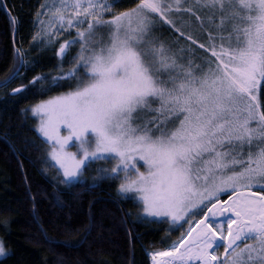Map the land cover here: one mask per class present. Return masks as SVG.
<instances>
[{"label": "snow or ice", "instance_id": "snow-or-ice-1", "mask_svg": "<svg viewBox=\"0 0 264 264\" xmlns=\"http://www.w3.org/2000/svg\"><path fill=\"white\" fill-rule=\"evenodd\" d=\"M116 3L42 0L34 13L32 41L59 43L60 66L29 85L41 92L67 85L31 106L61 184L91 190L119 179L117 192L134 193L141 205L133 223L166 217L183 228L187 221L168 247L151 251L152 264H264V0ZM73 29L75 36L63 38ZM15 52L17 65L0 84L29 63L24 49ZM109 158L115 164L98 165L91 183L82 178L89 164ZM60 191L50 195L63 209ZM31 199L36 212L37 197ZM92 204L80 240L95 222ZM131 215L123 211L121 224ZM34 223L44 234L39 217ZM10 254L0 241V256Z\"/></svg>", "mask_w": 264, "mask_h": 264}, {"label": "trees", "instance_id": "trees-1", "mask_svg": "<svg viewBox=\"0 0 264 264\" xmlns=\"http://www.w3.org/2000/svg\"><path fill=\"white\" fill-rule=\"evenodd\" d=\"M40 2L0 0V81L17 65L16 48L24 49L27 52L24 59L29 61L19 68L15 78L0 84V241L11 253L0 258V264H149L147 254L168 247L187 228L185 222L183 228L165 220L133 223L140 214V204L122 198L115 180L104 181L91 190L86 184L66 188L58 182L53 170H44L46 143L35 129L29 108L66 91L67 85L44 92L39 90V85H29L33 76L43 73L50 77L60 66L55 55L58 46L43 49L32 44L33 16ZM132 2L122 0L116 3V8L129 7ZM9 15L19 17L20 23L13 26ZM162 32L167 37L164 28ZM69 36H75V32ZM78 46L70 50V55ZM69 66V60L65 59L62 67ZM21 84L29 85L28 90L4 98ZM25 139L31 142L27 148H24ZM9 145L23 149L24 155L15 154ZM99 163L93 162L84 169L83 179L88 183L92 182ZM57 191L65 202L63 209L55 205L50 195ZM32 196L37 197L36 212H33ZM90 201H93L91 211L95 222L91 232L80 240L89 222ZM68 204L72 206L71 228L65 223L69 220ZM129 210L132 213L129 222L121 224L123 211ZM34 216L40 218L46 238L34 223ZM52 240L57 243H51Z\"/></svg>", "mask_w": 264, "mask_h": 264}, {"label": "rangeland", "instance_id": "rangeland-1", "mask_svg": "<svg viewBox=\"0 0 264 264\" xmlns=\"http://www.w3.org/2000/svg\"><path fill=\"white\" fill-rule=\"evenodd\" d=\"M126 1V0H125ZM41 2H42V0H41ZM117 2H122V0H117ZM36 11V10H35ZM34 17V16H33ZM165 30H166V32H167V37L168 36H170L171 35V33L168 31V29L165 27L164 28ZM37 31V28L33 25V33L34 32H36ZM75 32V30L73 29V30H71L70 32H67V33H63L62 35H63V38H66V37H68L70 34H71V32ZM161 31H162V29H161ZM32 44H34L37 48H51V47H55V46H58L59 47V43H56L55 45H51V44H49V45H47V46H45V45H43L41 42H33L32 41ZM58 44V45H57ZM78 48H79V46H78ZM81 71H84L83 69H81ZM29 111H30V115L32 116V118L35 120V129H36V131H37V124H38V122H39V117L38 116H34L33 114H32V112H31V107L29 108ZM61 128L63 129V126H61ZM37 133H38V135L42 138V140L46 143V138H44L38 131H37ZM62 134H64V135H66L67 134V131H66V129H64L63 131H62ZM72 142L70 141V144H71ZM48 149V144L46 143V148H45V158H44V161H45V168H44V170L47 172V170L49 169H51V170H53V173H54V175H55V177L57 178V180H58V182H60V180H61V174H59L58 172H57V169H56V167H54V166H52V162L48 159V157H47V150ZM69 150L70 151H75L76 149H75V145H73L72 147H70L69 148ZM97 162H100L98 165L99 166H102V167H104V168H111L112 166H113V164H115V160L114 159H111V158H109V159H107V160H105V161H97ZM98 165H97V167H98ZM97 167H96V171L92 174V179H93V177L94 176H96L97 175ZM137 167H139L140 169H141V171H143V170H145L144 169V164H143V161H140V160H138L137 159ZM83 172H84V170H83ZM121 176H123V173H121ZM82 178H83V173H82ZM116 181V184H117V186H118V184L120 183V180L119 179H116L115 180ZM61 183V182H60ZM257 190H259V189H257ZM118 193V192H117ZM119 194V193H118ZM122 198H131V199H133L135 202H137L136 201V199H135V194L134 193H128V194H123V195H121V194H119ZM222 198L223 199H226V197H223L222 196ZM140 209H141V205H140ZM141 214V213H140ZM200 215H202V212L200 213ZM195 218H199V216L197 215ZM147 219H150V220H165V221H167V222H170L166 217H148ZM189 219H192V217H189ZM185 225H187V221H185ZM247 242V241H246ZM217 251L218 252H222L223 251V247L221 246L219 249H217ZM151 253V252H150ZM150 253H148L147 255H148V258H149V264H152V260H151V256H150ZM3 256H0V258H2Z\"/></svg>", "mask_w": 264, "mask_h": 264}, {"label": "bare ground", "instance_id": "bare-ground-1", "mask_svg": "<svg viewBox=\"0 0 264 264\" xmlns=\"http://www.w3.org/2000/svg\"><path fill=\"white\" fill-rule=\"evenodd\" d=\"M150 253V252H149Z\"/></svg>", "mask_w": 264, "mask_h": 264}]
</instances>
